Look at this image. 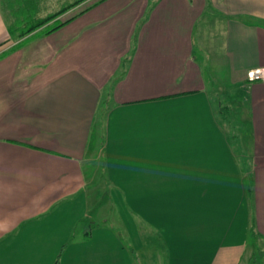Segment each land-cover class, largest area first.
<instances>
[{"label":"crops","instance_id":"0c3cea01","mask_svg":"<svg viewBox=\"0 0 264 264\" xmlns=\"http://www.w3.org/2000/svg\"><path fill=\"white\" fill-rule=\"evenodd\" d=\"M86 8L16 45L0 16V264H264V0Z\"/></svg>","mask_w":264,"mask_h":264},{"label":"rangeland","instance_id":"374dc122","mask_svg":"<svg viewBox=\"0 0 264 264\" xmlns=\"http://www.w3.org/2000/svg\"><path fill=\"white\" fill-rule=\"evenodd\" d=\"M3 1H4L2 4L3 8H0L2 14L0 16L3 22L5 23V26L7 27V31L9 32L8 37L11 40L9 45H16L37 32L43 33V35H48L45 34L44 32L45 30H47V28L54 26L57 23L58 24L65 23L67 22V20H71L70 22H72L76 17L82 15L84 12L91 9V8H86L87 6L102 2L104 0H3ZM64 4H67V6L62 8ZM56 13H58L56 17L50 19L40 28H37L29 33H25V34L22 33L21 31L22 29L24 30L25 28H28L31 25L33 26L37 21L46 19L50 16L55 15ZM20 68H22V66ZM105 90L106 92L109 91V93L103 95L102 98L110 99L112 95L110 89L105 88L104 91ZM242 97H244V92L236 89H232L230 93L224 95V97H222L223 98L222 100L225 101L226 99L232 101V103H229L230 107H227L226 110H223L222 108L220 109V107L218 106L220 101L223 102L222 100H220L218 96L213 95V100H212L213 104H215V108L218 107L217 108L219 110L218 117L221 123L225 125L224 131L228 132L229 135H231L233 148H235V150H240V151H244L245 147H248L249 145V144L246 145L245 143L246 139L243 137L241 139L240 136V133H242L243 135V131H244V130L243 131L240 130L244 127L243 121L245 120L244 119L245 117L243 113H246V111H244V109L238 105ZM108 104H109L108 101L100 100V105H99L100 109L97 117L102 116V113L104 112ZM90 167H91L90 165H87L86 170L87 171L92 170V168ZM88 175L90 176L92 174H88ZM96 182L98 183L97 184L98 186L102 185L103 187L100 190L101 191V196L99 198L100 203L98 206L93 207L91 209V212H99L102 214L120 213L125 215L127 213H132L131 209L128 207L126 203V200L123 198L121 191L115 189L112 190L109 187L106 188L107 183L104 182V180H100L99 178L96 180ZM250 184L251 182H249L248 180V188L252 189L250 187ZM249 189H248V193H249L248 209L250 211L251 192H249ZM118 192L121 195V197L118 196ZM243 211L244 210H242L241 212ZM255 237L256 236H254V233L253 236L251 235V238L250 236L248 237L249 249L250 248L252 249L253 245L250 246V244L254 242L253 240Z\"/></svg>","mask_w":264,"mask_h":264},{"label":"trees","instance_id":"16d2710c","mask_svg":"<svg viewBox=\"0 0 264 264\" xmlns=\"http://www.w3.org/2000/svg\"><path fill=\"white\" fill-rule=\"evenodd\" d=\"M57 15H58V13H56L55 15L50 16V17H48L46 19L39 20L33 26L31 25L30 27L25 28L24 30L22 29L21 31H22L23 34L29 33L31 31H34L35 29L40 28L42 25H44L46 22H48L50 19L56 17ZM70 21L71 20H67V22H65V23H59V24L57 23L54 26H51V27L47 28V30H45L44 32H45V34H51L54 31L58 30L59 28L63 27L64 25H66Z\"/></svg>","mask_w":264,"mask_h":264},{"label":"built area","instance_id":"2783aa9c","mask_svg":"<svg viewBox=\"0 0 264 264\" xmlns=\"http://www.w3.org/2000/svg\"><path fill=\"white\" fill-rule=\"evenodd\" d=\"M247 77L250 81H264V67L251 70Z\"/></svg>","mask_w":264,"mask_h":264}]
</instances>
